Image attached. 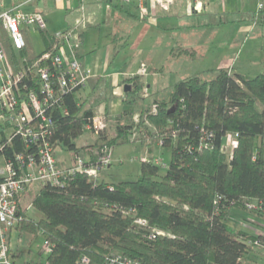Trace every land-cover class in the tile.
Listing matches in <instances>:
<instances>
[{"label":"trees","instance_id":"16d2710c","mask_svg":"<svg viewBox=\"0 0 264 264\" xmlns=\"http://www.w3.org/2000/svg\"><path fill=\"white\" fill-rule=\"evenodd\" d=\"M39 32L45 48L30 57L28 44L17 50L9 38L6 48L0 29L14 70L52 50L53 34ZM74 41L80 43L77 57L85 66L81 36L75 33ZM173 52L186 55L188 50ZM209 72L213 78L182 79L168 100L152 105L145 102L144 75L131 76L122 82L131 90L124 93L116 116L109 112L113 94L107 93L113 87L104 76L71 92L57 91L48 111L53 121L49 141L71 154L72 163L83 153L87 167L97 166L104 148L137 143L171 150V162L162 174L161 159L141 161L137 180L107 181L100 174L109 166L97 179L79 173L66 185L40 186L32 201L40 218L24 212L10 241L18 231L33 237L30 256L39 239L42 245L48 241L52 251L46 255L41 246L28 260L27 252L10 242L16 263L82 264L86 258L89 264H112L119 258L118 264H245L264 247V232L249 230L261 225L232 223L234 209L264 219V71L255 76L227 69ZM98 115L102 128L92 126L93 143L80 146L86 126ZM8 132L9 126L0 123L1 155L11 160L15 153L30 151L19 138L6 145ZM228 138L234 143L231 155L225 149Z\"/></svg>","mask_w":264,"mask_h":264},{"label":"rangeland","instance_id":"374dc122","mask_svg":"<svg viewBox=\"0 0 264 264\" xmlns=\"http://www.w3.org/2000/svg\"><path fill=\"white\" fill-rule=\"evenodd\" d=\"M206 1L209 5L203 14H194L190 7L184 14L153 19L152 27L148 30H145L143 26L137 29L124 51L118 55L111 52V59L116 58V62L129 60L126 69L133 67L134 71L139 72L141 66L145 65L163 71L160 82L153 85L149 92L147 88L143 90L147 105H152L155 101L168 100L175 84L182 79L192 76L213 78L212 72H209L211 69H228L233 66L242 69L249 76H255L264 71V0ZM260 4L263 6L262 10H259ZM125 7L129 8L127 4ZM80 18L78 20L87 24L86 19L85 21L82 19L84 16ZM244 26H248L250 31L242 32L241 28ZM24 36L30 57L44 50L45 43L39 32L31 28L29 31H24ZM2 40L8 48L9 33L7 31L3 33ZM109 45V36L104 32H97L86 40V47L89 50L94 49L90 52L92 60L95 61L100 55L102 63L107 58ZM179 47L188 48L190 51L178 58L171 57L170 50ZM146 71L145 67V72L140 73L145 75ZM90 90L89 85L86 92ZM138 115L140 116L136 113L137 117ZM132 139H136L135 136ZM93 140V134L88 132L79 139L78 144L90 145ZM233 144V139L228 138L225 148L228 155L232 154ZM111 153V168L100 174L110 182L139 179L141 161L144 158L161 159L163 164L161 173L165 174L172 156L169 149L154 146L152 150H149L147 146H142L140 143L117 146ZM56 156L62 166L72 163L71 154L64 150L58 151ZM81 158L85 159L83 153ZM36 190L25 199L26 205L33 201ZM28 213L35 219L41 216L33 206L29 208ZM245 221L264 226L263 218H258L250 212L234 209L232 223L244 227L248 224ZM32 238L29 234L21 236L18 231H13L11 246L27 252L28 260L34 259L41 250L42 239L31 245L32 255L30 256L28 250H30L29 243ZM245 264H264V257L256 252L255 255L248 257Z\"/></svg>","mask_w":264,"mask_h":264},{"label":"built area","instance_id":"2783aa9c","mask_svg":"<svg viewBox=\"0 0 264 264\" xmlns=\"http://www.w3.org/2000/svg\"><path fill=\"white\" fill-rule=\"evenodd\" d=\"M32 1L35 0H24L25 3ZM120 1L131 4L133 0ZM188 1L194 13L203 11V0ZM175 3L176 0H138L139 21L150 28L151 21L161 13L170 12ZM262 7L260 4L259 10ZM0 26L9 33L13 47L22 50L27 45L25 29L46 30L47 22L42 14L23 12L19 6L6 10L5 0H0ZM75 30L54 33L52 50L32 63L24 60L21 70H14L0 40V123L10 129L5 143L12 144L19 138L25 149L30 148L28 153H15L11 160L0 154V264H17L10 254V233L23 220L24 212L32 207V202L25 204L29 194L45 184L66 185L79 173L97 179L101 169L111 164L112 153L104 148L97 166L87 167L82 158L62 166L56 156L60 149L49 141L53 121L48 111L56 102L55 93L81 88L91 78L90 70L78 60L80 43L74 41ZM44 62L48 64L43 65ZM103 124V117L98 115L93 119V125H87L85 129L93 134L92 129L100 130ZM42 251L46 255L51 253L52 246L48 241L42 245ZM111 263L118 264L120 259L115 258ZM82 264H89L88 259L83 258Z\"/></svg>","mask_w":264,"mask_h":264},{"label":"crops","instance_id":"0c3cea01","mask_svg":"<svg viewBox=\"0 0 264 264\" xmlns=\"http://www.w3.org/2000/svg\"><path fill=\"white\" fill-rule=\"evenodd\" d=\"M203 1V11L201 13H194L192 11L194 14H203L206 11L209 2L206 0ZM137 3L138 0H133L131 4H127L129 6L127 9L125 7L126 4H123L120 0H35L30 3H25L24 0H5V9L11 10L16 6H19L20 10L23 12H35L42 14L47 22L46 32L49 34L64 32L75 28V33H77L78 36L80 35L83 41L82 61L84 62L86 68H88L91 72L90 80L93 81V79L101 75L104 76L107 80V83L113 87V90L108 91L107 94H109V96L110 94H113V97L109 102V112L112 116H116L122 112L123 108L125 89L122 82L124 80L142 72V69L146 67L147 71L144 75V80L147 85L146 88L149 92V89H151L153 85L155 86L163 78V71H160L159 68L142 65L139 72H137L134 71L133 67L126 69L129 60L126 59L124 61L122 60L121 62H116V58L114 60L111 59V54L113 52L118 55L121 51L126 49L128 46V41L133 39L137 29L141 28L142 26L145 30L149 29L139 21ZM190 7L191 6L188 0H176L175 5L171 8L170 12L167 14L161 13L157 18L184 14ZM81 16H84L82 19L84 21L86 19L87 24H85V22L82 23V20H78ZM0 29L5 32L1 26ZM25 30L29 31L30 29ZM241 30L242 32H248L250 31V28L248 26H244L241 28ZM97 32H104L108 34L110 40V45L107 46V58L104 63H102L100 55H98L96 60L93 61L90 52H92L94 49L89 50L86 47L87 38L94 36V34ZM132 47L134 48L135 46ZM174 49L178 48H172L170 50L169 54L171 57L178 58L183 55L181 52L180 54H178L179 52H173ZM179 49L188 50V52L190 51L188 48L185 49L179 47ZM227 70L233 73L245 74L242 69H238L233 66ZM86 91L87 87L83 94L84 96L87 94ZM158 146L159 148H162L161 145H157V147ZM111 166L112 163L109 169ZM263 227H256L255 229L249 228V230L255 234H258L264 232ZM258 255L264 257V247L258 249Z\"/></svg>","mask_w":264,"mask_h":264},{"label":"water","instance_id":"95a60500","mask_svg":"<svg viewBox=\"0 0 264 264\" xmlns=\"http://www.w3.org/2000/svg\"><path fill=\"white\" fill-rule=\"evenodd\" d=\"M125 92H130L131 87L129 85L124 86Z\"/></svg>","mask_w":264,"mask_h":264}]
</instances>
